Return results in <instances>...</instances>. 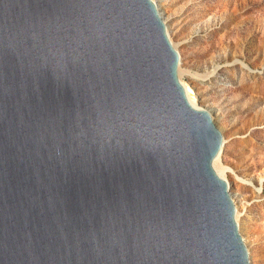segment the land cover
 <instances>
[{
  "label": "water",
  "instance_id": "95a60500",
  "mask_svg": "<svg viewBox=\"0 0 264 264\" xmlns=\"http://www.w3.org/2000/svg\"><path fill=\"white\" fill-rule=\"evenodd\" d=\"M178 58L153 0H0V264H250Z\"/></svg>",
  "mask_w": 264,
  "mask_h": 264
},
{
  "label": "rangeland",
  "instance_id": "374dc122",
  "mask_svg": "<svg viewBox=\"0 0 264 264\" xmlns=\"http://www.w3.org/2000/svg\"><path fill=\"white\" fill-rule=\"evenodd\" d=\"M154 1L179 53L181 83L222 134L214 165L228 167L250 264H264V0Z\"/></svg>",
  "mask_w": 264,
  "mask_h": 264
},
{
  "label": "bare ground",
  "instance_id": "6f19581e",
  "mask_svg": "<svg viewBox=\"0 0 264 264\" xmlns=\"http://www.w3.org/2000/svg\"><path fill=\"white\" fill-rule=\"evenodd\" d=\"M154 1V0H153ZM154 3H155V6L157 7V3L154 1ZM157 11H158V13L160 14V11H159V9H158V7H157ZM161 15V14H160ZM162 18V17H161ZM173 44V43H172ZM174 46V45H173ZM175 47V46H174ZM177 50V49H176ZM178 52V51H177ZM178 55H179V53H178ZM182 84H183V87H184V90H185V94H186V96H187V98H188V100H189V102L191 103V104H193V105H196V106H198V104H197V102H196V98H195V95H194V92H193V89L190 87V86H188L186 83H183L182 82ZM216 158H218V160H219V156L217 157L216 156ZM215 158V159H216ZM216 165H218L219 166V164H217L216 163ZM222 165V164H221ZM219 166V168H217L215 165H214V168H215V170L221 175V176H223V172H224V170H227L226 168H228L226 165H223V166ZM229 170V169H228ZM235 219H236V214H235ZM237 225H238V222H237Z\"/></svg>",
  "mask_w": 264,
  "mask_h": 264
}]
</instances>
